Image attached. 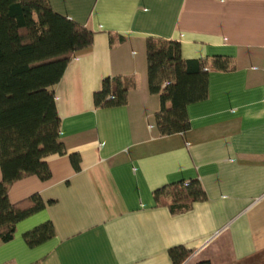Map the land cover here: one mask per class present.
<instances>
[{
	"label": "crops",
	"instance_id": "obj_1",
	"mask_svg": "<svg viewBox=\"0 0 264 264\" xmlns=\"http://www.w3.org/2000/svg\"><path fill=\"white\" fill-rule=\"evenodd\" d=\"M48 1L92 44L53 87L66 154L45 159L49 180L10 187L11 204L38 196L44 208L0 241V264H172L176 247L190 252L183 264H264V0ZM148 40L176 42L183 60L205 63L208 96L187 107L186 133L158 134ZM214 57L230 68L211 70ZM113 78L133 81L126 104L97 108L94 94ZM192 180L206 199L183 212L154 197ZM45 223L54 236L28 246L24 235Z\"/></svg>",
	"mask_w": 264,
	"mask_h": 264
},
{
	"label": "trees",
	"instance_id": "obj_2",
	"mask_svg": "<svg viewBox=\"0 0 264 264\" xmlns=\"http://www.w3.org/2000/svg\"><path fill=\"white\" fill-rule=\"evenodd\" d=\"M92 44V33L54 13L48 0H0V241L12 240L16 224L44 208L38 196L11 204L10 187L17 181L36 176L40 181L51 177L45 159L63 156L60 118L53 87L60 81L67 64ZM211 70L227 71L228 58L211 59ZM204 61L183 60L176 42H146L147 87L159 98L154 117L160 136L189 131L187 107L206 100L208 71ZM134 86L126 78L105 79L94 94L97 108L124 106ZM74 170L79 157L69 156ZM169 198L171 213L187 210L203 202L206 194L197 180L169 185L154 193ZM54 236L50 223L24 235L33 247ZM190 252L182 247L168 251L172 264H183ZM197 264H210L202 261Z\"/></svg>",
	"mask_w": 264,
	"mask_h": 264
},
{
	"label": "built area",
	"instance_id": "obj_3",
	"mask_svg": "<svg viewBox=\"0 0 264 264\" xmlns=\"http://www.w3.org/2000/svg\"><path fill=\"white\" fill-rule=\"evenodd\" d=\"M73 59V58H72Z\"/></svg>",
	"mask_w": 264,
	"mask_h": 264
}]
</instances>
